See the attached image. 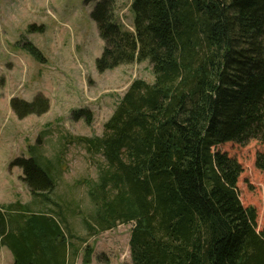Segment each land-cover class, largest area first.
Wrapping results in <instances>:
<instances>
[{"label": "trees", "instance_id": "16d2710c", "mask_svg": "<svg viewBox=\"0 0 264 264\" xmlns=\"http://www.w3.org/2000/svg\"><path fill=\"white\" fill-rule=\"evenodd\" d=\"M114 3L98 0L91 11L105 42L98 71L149 60L155 80L130 84L103 135L75 137L106 161L89 188L88 235L134 222L132 264H264V225L240 197L243 166L220 149L264 144V0H134V31L114 19ZM25 47L43 60L34 44ZM11 105L20 116L49 109ZM73 113L90 118L86 108ZM44 135L12 165L24 169L36 206L60 209L19 200L0 209V248L14 264H73L80 250L50 196L56 165L43 153ZM255 166L264 173V149ZM92 254L87 247L85 263Z\"/></svg>", "mask_w": 264, "mask_h": 264}, {"label": "rangeland", "instance_id": "374dc122", "mask_svg": "<svg viewBox=\"0 0 264 264\" xmlns=\"http://www.w3.org/2000/svg\"><path fill=\"white\" fill-rule=\"evenodd\" d=\"M97 1L0 0V209L18 200L31 204L34 211L60 209L51 202L36 206L24 180V169L12 165L17 158H30L29 145L37 144L45 133L43 153L56 165L57 185L50 196L61 204L65 223L77 236L70 241L80 249L70 262L132 264L130 238L134 222L118 223L92 236L83 225L82 217L93 208L91 182L99 180L106 161L101 154H91L75 137L103 135L105 123L130 84L135 79L154 82L155 76L149 60L98 71L97 58L105 42L91 17ZM132 1L115 0L113 15L120 24L134 30ZM28 43L42 52L43 60L26 49ZM13 99L48 103L49 109L20 116L12 108ZM80 108L89 110L88 121L85 115L74 118L73 112ZM220 149L242 164L240 197L245 206L257 208L261 228L264 173L255 166V160L264 144L250 139L246 144L225 143ZM87 247L93 248L89 263H85ZM0 264H14L7 246L0 248Z\"/></svg>", "mask_w": 264, "mask_h": 264}, {"label": "clouds", "instance_id": "9594fccd", "mask_svg": "<svg viewBox=\"0 0 264 264\" xmlns=\"http://www.w3.org/2000/svg\"><path fill=\"white\" fill-rule=\"evenodd\" d=\"M127 28V27H126ZM127 29H129V28H127ZM129 30H131V29H129ZM131 31H134V30H131ZM135 62H138V61H135Z\"/></svg>", "mask_w": 264, "mask_h": 264}]
</instances>
